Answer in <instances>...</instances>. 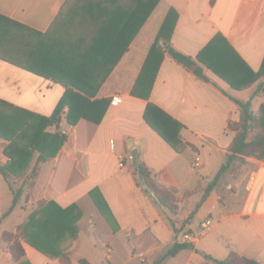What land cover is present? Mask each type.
<instances>
[{
    "label": "crops",
    "instance_id": "crops-1",
    "mask_svg": "<svg viewBox=\"0 0 264 264\" xmlns=\"http://www.w3.org/2000/svg\"><path fill=\"white\" fill-rule=\"evenodd\" d=\"M65 1L0 0V14L45 34ZM171 8L177 13L170 36L175 50L195 60L220 35L251 70L260 68L264 57V0H159L90 99L109 100L101 121L81 118L70 125L65 120L67 107H63L59 124L48 126L47 131L65 134V142L53 158L38 165L33 184L25 187L6 215L13 198L11 186L17 188L21 183L9 185L0 176V243L4 242L0 245V264H13L3 232H14L34 202L41 199L54 200L62 207L75 204L81 211L77 237L69 246L71 264H133L135 259L155 264L177 243H189L191 247L180 249L161 264H217L205 255L224 259L230 251L264 264V161L248 158L237 174L225 173L195 208L202 189L229 153L235 131L227 124L239 118L233 99L252 104L249 97L251 93L258 95L253 89L263 78L236 90L197 60L185 66L163 52L148 96L133 93L149 49ZM224 44L210 45L204 56L218 55L225 66L229 65ZM159 45H163L161 40ZM197 65L202 67V77L194 72ZM144 86L145 82L137 92H144ZM63 91L62 84L51 78L0 58L1 100L49 116ZM148 103L181 125V152L145 122L143 112ZM6 144L0 138L1 163L7 159L3 154ZM201 150L207 152L202 158L195 154ZM119 155L124 157L123 166H119ZM196 156L198 165L194 164ZM140 162L151 173L166 170L179 199L176 214L137 180L135 169ZM228 175L231 180L225 177ZM90 192L101 195L107 205L105 215L95 207ZM186 192L191 194L186 196ZM98 200L102 202L99 196ZM206 217L212 223L202 230L200 222ZM184 230L199 235L184 242L180 238ZM93 232L97 234L93 236ZM22 246L20 264H59L25 242Z\"/></svg>",
    "mask_w": 264,
    "mask_h": 264
},
{
    "label": "trees",
    "instance_id": "trees-1",
    "mask_svg": "<svg viewBox=\"0 0 264 264\" xmlns=\"http://www.w3.org/2000/svg\"><path fill=\"white\" fill-rule=\"evenodd\" d=\"M158 2L159 0H66L45 34L0 14V58L37 75L51 78L64 87L49 116L0 99V138L7 141L3 148L7 159L0 165V176L9 185L12 181L21 180L19 187L11 186L12 203L5 215L14 208L25 187L28 189L33 184L38 165L53 158L65 142V134L47 131L48 126L59 124L63 107H67L65 120L70 125L81 118L93 123L101 121L109 100L90 99L122 53L128 49L129 43ZM176 18V11L169 9L146 56L133 93L148 96L163 52L185 66H191L197 60L236 90L252 86L264 78V57L260 68L253 71L220 35L210 45L220 41L225 43L224 47L229 53L227 66L218 55L212 58L204 56L210 45L202 49L195 60L175 50L170 45V36ZM109 31L111 37L108 36ZM159 40L162 41V46L159 45ZM100 66L104 68L99 70ZM201 71L202 67L197 65L195 74L202 77ZM144 82V92H137V88ZM259 92L264 93L263 80L257 83L254 95ZM233 100L238 106L239 118L229 120L227 124L229 129L235 131L229 153L225 162L202 189L196 209L219 185L222 176L231 173L236 162H243L246 157L264 161V102L252 109L249 100ZM143 118L175 151L183 150L184 143L179 134L181 125L177 121L150 103L144 109ZM135 174L137 180L147 185L161 205L173 214L177 213L179 199L166 170L151 173L140 162ZM190 194L191 192L185 193L186 196ZM28 196L27 193L25 198ZM89 196L97 210L105 215L104 208L107 205L101 195L98 196L102 202L95 192H90ZM80 217L81 211L75 204L62 207L54 200L35 201L29 214L16 225L15 231H5L2 234L13 264H18L24 255L22 242L57 260L59 264H71L69 246L77 237V222ZM187 247H191V244H174L155 264H161L167 257ZM205 257L217 264H259L257 260L235 251H230L224 259H214L208 255Z\"/></svg>",
    "mask_w": 264,
    "mask_h": 264
},
{
    "label": "rangeland",
    "instance_id": "rangeland-1",
    "mask_svg": "<svg viewBox=\"0 0 264 264\" xmlns=\"http://www.w3.org/2000/svg\"><path fill=\"white\" fill-rule=\"evenodd\" d=\"M263 81H264V78L262 79ZM256 89V87H254V89H253V91ZM251 98H253V102H252V109H256L257 107H258V105H259V103L260 102H264V96H262V92H259L258 93V95H255V96H252V93H251V95H250V97H249V99H251ZM206 151L205 150H201L199 153H195L196 155H199L200 154V157L202 158V157H204L205 155H206ZM194 154V155H195ZM248 158H253V157H246L245 158V160L243 161V162H236L235 164H234V169L231 171V173L230 174H237L238 172H239V169H240V166L242 165V164H244L245 162H246V160L248 159ZM254 159H256V158H254ZM3 163H1V155H0V165H2ZM27 174H28V172H27ZM245 175H246V172H245ZM225 177H227L229 180H231V178L229 177V175L228 176H225ZM19 182V184L21 183V180L19 179V180H15V181H12L11 183H14V184H17ZM220 189V188H219ZM179 196H181V195H179ZM10 217V216H9ZM9 219H11V217L9 218ZM97 234V232H93V236H95ZM4 244V242H1L0 243V245H3ZM133 264H142V263H140V262H138L136 259L132 262Z\"/></svg>",
    "mask_w": 264,
    "mask_h": 264
},
{
    "label": "built area",
    "instance_id": "built-area-1",
    "mask_svg": "<svg viewBox=\"0 0 264 264\" xmlns=\"http://www.w3.org/2000/svg\"><path fill=\"white\" fill-rule=\"evenodd\" d=\"M118 158H119V166H123V165H124V161H123V160H124V157L121 156V155H119ZM198 163H199V157L196 156V157L194 158V164H195V165H198ZM211 223H212V220H211L210 217H206V218H204V219L200 222V229H202V230H207V229H209V227L211 226ZM198 235H199V234H194V233H192V232H190V231H186V230H184V231H182V232L180 233V238H181V240L184 241V242H189V241L194 240Z\"/></svg>",
    "mask_w": 264,
    "mask_h": 264
},
{
    "label": "water",
    "instance_id": "water-1",
    "mask_svg": "<svg viewBox=\"0 0 264 264\" xmlns=\"http://www.w3.org/2000/svg\"><path fill=\"white\" fill-rule=\"evenodd\" d=\"M143 187H144L145 189H147V185H143ZM147 191L149 192V189H147Z\"/></svg>",
    "mask_w": 264,
    "mask_h": 264
}]
</instances>
